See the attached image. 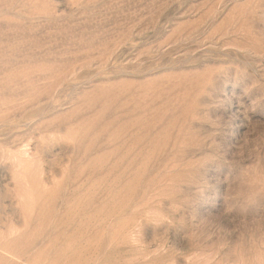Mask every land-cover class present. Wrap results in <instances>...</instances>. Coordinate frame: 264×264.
Instances as JSON below:
<instances>
[{
	"label": "rangeland",
	"instance_id": "obj_1",
	"mask_svg": "<svg viewBox=\"0 0 264 264\" xmlns=\"http://www.w3.org/2000/svg\"><path fill=\"white\" fill-rule=\"evenodd\" d=\"M258 169L264 0H0V264H192Z\"/></svg>",
	"mask_w": 264,
	"mask_h": 264
},
{
	"label": "clouds",
	"instance_id": "obj_2",
	"mask_svg": "<svg viewBox=\"0 0 264 264\" xmlns=\"http://www.w3.org/2000/svg\"><path fill=\"white\" fill-rule=\"evenodd\" d=\"M261 201H264V169L247 170L228 186L225 213L237 212L231 228L209 220L197 222L190 215L183 227L191 237L192 264H264Z\"/></svg>",
	"mask_w": 264,
	"mask_h": 264
}]
</instances>
